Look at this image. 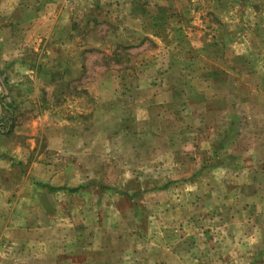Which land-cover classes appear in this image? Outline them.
<instances>
[{
  "label": "rangeland",
  "instance_id": "rangeland-1",
  "mask_svg": "<svg viewBox=\"0 0 264 264\" xmlns=\"http://www.w3.org/2000/svg\"><path fill=\"white\" fill-rule=\"evenodd\" d=\"M259 26L264 0H0V176L13 195L31 178L36 240L93 264H264V135L244 109L215 146L219 107L264 101Z\"/></svg>",
  "mask_w": 264,
  "mask_h": 264
},
{
  "label": "crops",
  "instance_id": "crops-1",
  "mask_svg": "<svg viewBox=\"0 0 264 264\" xmlns=\"http://www.w3.org/2000/svg\"><path fill=\"white\" fill-rule=\"evenodd\" d=\"M261 5L262 2L260 4L253 3L252 8L255 9ZM263 27L264 26H259L254 28V32L257 31L258 36L262 39H264ZM6 30V28L0 29V45L3 48V50L1 49L2 52L0 51V53H2L0 54V59L3 62L1 67L2 70L8 53L5 47L12 41L10 35H6ZM228 82L233 83L234 80H230L229 76ZM262 87H264V85ZM210 99L211 97H209V100ZM219 100H221V98ZM243 100H245V102H242ZM215 101L216 100L212 103H215ZM243 103L245 107H242L243 112H240L239 106ZM220 104L222 103L220 102ZM209 109L210 108H207V110ZM244 109L247 110L245 115L246 119L254 121L255 132L253 133H256V136L264 135V101L263 103L257 104L256 102H252L250 98L239 96V98H234L233 104H230L232 115L227 116V120H222V118H220L222 117L221 112H223V116H226L227 108H218V113L220 114L218 127L220 129L216 134L217 139L215 141V146L218 145V151L225 148L228 149L232 142L234 144L237 142L235 137L237 135V129L240 128V116L244 113ZM215 110L216 108L212 107V111ZM243 119L245 120V118ZM229 129H231V131ZM250 135L253 136V134ZM211 142H213V139L210 143ZM249 142H258V139L255 138L249 140ZM234 159L237 158L222 156L220 161L222 160L224 163H230L229 160ZM2 166L6 170H4L0 176V264H93L94 259L90 256L91 247L86 244L72 245L71 243H58V245L49 248L45 245V242L36 240V238H39L36 232H42L44 230V224H36L34 222L35 215L31 201L35 199V196L28 191L31 186V178L28 177L25 180L24 190L21 192L17 191L15 195H13L7 187L2 186L3 182H10L12 163H2ZM79 188V190H81V187ZM57 189L59 190L62 188ZM46 190V192L40 191L39 193L42 196L50 198L49 188ZM74 251L83 252L84 255L82 257H76ZM110 264H114V261Z\"/></svg>",
  "mask_w": 264,
  "mask_h": 264
},
{
  "label": "trees",
  "instance_id": "trees-1",
  "mask_svg": "<svg viewBox=\"0 0 264 264\" xmlns=\"http://www.w3.org/2000/svg\"><path fill=\"white\" fill-rule=\"evenodd\" d=\"M49 188V190H58L57 188H53V187H48ZM80 188L79 187H75V188H68V190L70 191V192H75V191H77V190H79Z\"/></svg>",
  "mask_w": 264,
  "mask_h": 264
}]
</instances>
